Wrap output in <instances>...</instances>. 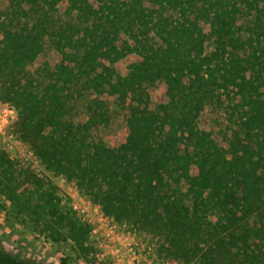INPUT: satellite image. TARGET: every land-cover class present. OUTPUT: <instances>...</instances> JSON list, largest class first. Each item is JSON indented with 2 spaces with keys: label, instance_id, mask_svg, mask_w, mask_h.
Listing matches in <instances>:
<instances>
[{
  "label": "trees",
  "instance_id": "1",
  "mask_svg": "<svg viewBox=\"0 0 264 264\" xmlns=\"http://www.w3.org/2000/svg\"><path fill=\"white\" fill-rule=\"evenodd\" d=\"M5 1L0 99L16 108L13 130L45 169L158 237L178 264H264V0ZM86 93L95 96L89 120L74 123ZM111 100L129 110L116 147L94 139ZM209 107L226 109L223 140L204 116ZM17 173L0 150V193L27 203L20 196L31 191L39 223L91 254L90 229L60 210L56 186ZM0 264L44 263L0 249Z\"/></svg>",
  "mask_w": 264,
  "mask_h": 264
},
{
  "label": "rangeland",
  "instance_id": "2",
  "mask_svg": "<svg viewBox=\"0 0 264 264\" xmlns=\"http://www.w3.org/2000/svg\"><path fill=\"white\" fill-rule=\"evenodd\" d=\"M0 8L2 10H5L7 8V2L5 0H0ZM240 21L242 23H251L252 17H248L247 14H245L240 18ZM213 44V41H208L206 43L205 50L207 54L211 53L214 50ZM46 55L48 57H52V50L49 47H46ZM135 61L136 58H132V62ZM157 92L160 96L164 97L162 87H159ZM94 97L95 96L92 93H86L83 96L79 97L73 104V109L68 119L74 123H86L90 117L89 107L92 104ZM0 102L7 103L1 99ZM108 111L109 123L107 125H102L96 128V130L94 131V139L97 141L104 140L108 142L112 147H116L126 140V137L129 133V110L126 106L111 100L108 102ZM204 116L218 140H223V134L230 135L225 108L219 109L209 107L205 110ZM17 121L18 119L13 123V127ZM0 150L5 149L0 147ZM36 156L38 160L37 166L42 165L44 167L39 156ZM16 165L18 173L15 177L17 179H20L19 173L25 171L32 170L37 175L35 168L21 170L18 167L17 163ZM65 178L68 179L69 182H76L75 180H70L67 177ZM45 180L51 181L50 179ZM51 182L58 189L57 196L61 200L60 210L63 213L71 212L74 219L78 221L75 213L72 212L73 210L70 207L69 197L65 193H63V191L53 181ZM13 188V195L15 197L17 195H20L22 189L16 188L14 186ZM81 194L89 201H91L90 198L84 195L82 192ZM9 195L10 194L8 190L3 191L2 194L0 193V249L13 253L14 255L22 259H27L33 262L44 264H64V260L66 261V264H92L90 260H92V258L94 257L97 258L98 249L95 247L90 236L88 245L93 248V251L87 256L78 248H76L74 242L63 231H60L57 228L59 230L58 234L53 230H46L43 225L39 223L38 217L34 216L30 210L31 206L35 205L37 200V196L33 195L31 191H29L27 195L25 193L20 196L25 197L27 203L13 202L12 200H10ZM211 218L213 220H216V217L214 216H212ZM133 230H135L138 235L147 236L146 238H150L156 245L157 250L161 253L160 241L158 237L148 234L147 232L136 230L134 228ZM194 264L201 263L197 262Z\"/></svg>",
  "mask_w": 264,
  "mask_h": 264
},
{
  "label": "built area",
  "instance_id": "3",
  "mask_svg": "<svg viewBox=\"0 0 264 264\" xmlns=\"http://www.w3.org/2000/svg\"><path fill=\"white\" fill-rule=\"evenodd\" d=\"M18 119L16 108L0 102V147L16 161L21 170L35 168L38 177L53 181L70 199V207L81 224L88 226L90 237L98 249L97 259L108 264H177L157 250L147 236L138 235L128 222L107 215L101 206L81 194L76 182L37 166L34 150L13 130Z\"/></svg>",
  "mask_w": 264,
  "mask_h": 264
}]
</instances>
